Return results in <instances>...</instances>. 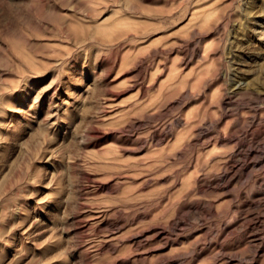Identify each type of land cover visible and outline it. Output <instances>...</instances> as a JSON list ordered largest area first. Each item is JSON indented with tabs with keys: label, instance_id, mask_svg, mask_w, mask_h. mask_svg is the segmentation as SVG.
I'll use <instances>...</instances> for the list:
<instances>
[{
	"label": "rangeland",
	"instance_id": "374dc122",
	"mask_svg": "<svg viewBox=\"0 0 264 264\" xmlns=\"http://www.w3.org/2000/svg\"><path fill=\"white\" fill-rule=\"evenodd\" d=\"M0 264H264V0H0Z\"/></svg>",
	"mask_w": 264,
	"mask_h": 264
}]
</instances>
